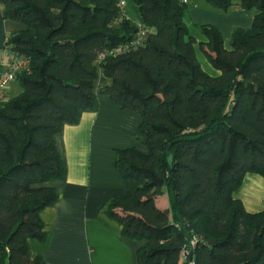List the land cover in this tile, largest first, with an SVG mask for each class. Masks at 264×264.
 I'll use <instances>...</instances> for the list:
<instances>
[{"label":"trees","instance_id":"1","mask_svg":"<svg viewBox=\"0 0 264 264\" xmlns=\"http://www.w3.org/2000/svg\"><path fill=\"white\" fill-rule=\"evenodd\" d=\"M132 1L149 30L139 44L118 0H0L4 19L27 27L10 35L13 51L32 62L22 93L0 100V264H45L28 242L47 240L40 214L59 199L48 187L65 173L54 137L99 95L143 120L148 152H119L128 192L105 208L124 239L145 242L138 264H264V211L236 198L247 175L264 179V0H240L257 15L230 49L214 26L192 36L177 0ZM99 70L112 84L95 93Z\"/></svg>","mask_w":264,"mask_h":264},{"label":"crops","instance_id":"2","mask_svg":"<svg viewBox=\"0 0 264 264\" xmlns=\"http://www.w3.org/2000/svg\"><path fill=\"white\" fill-rule=\"evenodd\" d=\"M4 14L5 6L0 3V54L8 36L27 29L22 23L5 20ZM256 15V10H243L240 0H234L227 13L212 9L205 0H192L185 23L189 19L196 25L215 26L225 44L226 40L231 41L236 29H249ZM128 17L134 22L129 14ZM225 47L230 49L226 44ZM3 68L0 59V71ZM16 83L10 86L6 99L21 94ZM111 84L99 70L95 93ZM142 122L139 114L121 109L107 95H99L94 110L81 112L76 124L64 125L54 137L65 173L62 179L48 184L59 193V199L40 214L47 240L28 242L33 257H41L45 264H138V251L145 242L124 239L122 226L109 218L105 208L128 192L127 183L116 168L119 152H148L140 133ZM163 197L157 199L156 205L165 210L169 202L168 197L162 200ZM236 198L249 213L263 212L264 179L247 175Z\"/></svg>","mask_w":264,"mask_h":264},{"label":"built area","instance_id":"3","mask_svg":"<svg viewBox=\"0 0 264 264\" xmlns=\"http://www.w3.org/2000/svg\"><path fill=\"white\" fill-rule=\"evenodd\" d=\"M129 0H118L117 8L119 10L120 22L122 19H127L126 7ZM181 5L189 6L192 0H177ZM138 32L136 35V44H139L149 33L143 25L137 24ZM1 63L4 68L0 71V100L5 99L10 86L16 82L17 76L23 73H28L31 69V59L25 56H19L13 51L10 45V36L6 38L5 45L0 54ZM196 246V240L191 242V247ZM189 251L185 250V254Z\"/></svg>","mask_w":264,"mask_h":264},{"label":"rangeland","instance_id":"4","mask_svg":"<svg viewBox=\"0 0 264 264\" xmlns=\"http://www.w3.org/2000/svg\"><path fill=\"white\" fill-rule=\"evenodd\" d=\"M196 1L200 2L202 0H194V2H196ZM126 12L134 20V22L132 21L133 23L139 24L138 23L139 20H140L139 10H138V7L134 4V2L132 0L128 1L127 7H126ZM128 14H127V17H128ZM128 19H129V17H128ZM185 19H186V17H185ZM186 25L189 28L190 33H191L192 36H194L198 41H202L203 40V36L201 34L200 27L201 26H206V25H196L194 22L190 21L189 19L186 20ZM208 26H212V25H208ZM223 37L224 36L222 35V38ZM223 40H224V38H223ZM225 40H226V38H225ZM230 42L231 41L226 40L225 44L228 45V47H229L230 46ZM196 57H197V60L200 62L201 66H202V68H203V70L205 72H207V73H209L211 75L215 74V73L213 74V69L211 68L210 64L208 63V61L206 60L204 55L200 52L198 47H196ZM15 86L19 87L20 90H21V93H22L23 89L20 86V84L16 83ZM13 96H15V95H13ZM164 198H167V195H165V197H163L161 199L164 200ZM162 205H163V202L160 201L159 202V206L162 207Z\"/></svg>","mask_w":264,"mask_h":264}]
</instances>
